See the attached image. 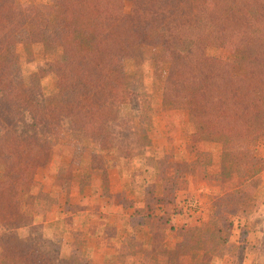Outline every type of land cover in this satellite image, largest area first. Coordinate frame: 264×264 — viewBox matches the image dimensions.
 Masks as SVG:
<instances>
[{"label":"trees","instance_id":"obj_1","mask_svg":"<svg viewBox=\"0 0 264 264\" xmlns=\"http://www.w3.org/2000/svg\"><path fill=\"white\" fill-rule=\"evenodd\" d=\"M126 2L125 9L120 0H51L29 12L15 10V0H0V264H58L50 250L32 240L26 249L15 244L17 229L31 223L21 205L33 185L28 173L46 163L48 135L65 122L92 126V134L102 135L104 143L113 132L124 145L137 136L121 107L143 105L137 91L141 73L135 68L127 74L116 60L131 59L141 45L154 44L172 54L162 95L172 108L186 112L193 142H217L229 152L222 163L226 175L244 182L264 165V151H259L264 137V0ZM236 31L232 56L218 57L214 51ZM179 39L188 41L183 52L177 50ZM17 44L29 62L54 57L25 71L15 59ZM46 73L54 77L47 96L42 86ZM226 198L246 211L240 187ZM195 232L202 230L182 224L173 249L157 248L166 261L152 264H178L180 255L190 253ZM208 258L205 253L189 264H208Z\"/></svg>","mask_w":264,"mask_h":264},{"label":"rangeland","instance_id":"obj_2","mask_svg":"<svg viewBox=\"0 0 264 264\" xmlns=\"http://www.w3.org/2000/svg\"><path fill=\"white\" fill-rule=\"evenodd\" d=\"M120 1L126 9V0ZM50 2L51 0H15L13 7L15 10L31 12L37 3ZM237 39L238 31L214 53L222 59L230 58ZM176 42L178 52H183L188 45L187 40L179 39ZM34 51L38 57L37 49ZM171 56V53L162 52L158 46L152 44L137 47L131 59L116 60L117 66L127 74H132L135 68L139 70L141 77H137L140 79L137 82V91L142 93L141 98L144 99L141 108L132 106L133 103L121 107V114L129 116L133 131L137 134L125 145L120 143L121 138L117 132H113L106 143L102 142V135L94 136L90 125L80 128L76 124L68 125L65 122L58 131L48 135V159L35 172L28 173L33 179V185L21 197L22 209L31 223L17 229L15 244L18 249H26L32 240L41 250H50L59 259L58 264H127L124 263L127 262L125 257L119 258L116 255L114 260L108 257L102 260L101 254L96 257L90 254V245L96 243L99 246L103 240L94 241L90 238L89 226L92 218L106 216L107 221L101 222L105 225L100 228L110 236L114 226L115 229L118 226L121 229L128 224H141L138 220L144 217L147 219L143 221L149 222V217L156 210L157 214L154 216L157 221L153 225L155 235L152 233V242L147 241L143 246L139 236L134 234L127 238L125 250L134 256L132 264L165 262L166 257L158 254L157 248L170 243L169 236L163 241L162 230L168 227L166 224H170L166 215L171 211L163 203L171 201L177 193L184 207L177 211L183 214L182 221L183 218L186 220L182 224L194 225L202 230L201 233H194L191 253L180 255L178 264L200 261L203 253L210 256L208 264H241L240 256L248 258L246 252L249 253L253 239L250 238L247 242L246 235L253 228L251 225H256V220L251 221L249 227L244 221L249 220L253 214L264 211V165L255 176L240 182L235 175H226L227 171L222 170V163L228 161L229 152L223 150L220 143L191 140L193 124L186 112L172 108L162 95V83ZM53 57L54 55H50L44 60L38 57L36 61L29 62L23 46L17 44L15 48V59L22 64L25 71L35 69L37 65H42L45 60L49 61ZM53 85L54 77L46 73L42 79L46 96L53 92ZM115 129L118 127L115 126ZM261 142L263 145L259 151H264V137ZM212 170H216L215 174ZM122 173L126 174L125 178ZM216 174L217 177L214 176ZM148 178L156 183L160 182L159 189L155 188V184L151 189H147L148 186L143 187L148 202L151 201L150 195L152 197L155 194L153 190L159 192L163 187L164 196L152 200L157 202L156 208L148 206V202L143 207L139 204L142 184ZM232 178L235 180L228 186L233 189L240 187L248 201L243 213L239 211L238 203L226 198L228 191L226 193L218 190L215 182H211L230 181ZM192 179L199 183L205 181L214 196L209 199L212 208L208 222L203 223L199 219L197 198H193L190 193ZM120 181L135 183L140 188L132 191L130 195L126 194L129 197L123 196L121 192L114 196V192L109 190L110 184ZM116 199L120 206L114 203ZM253 202L254 206L250 207ZM219 203L223 206L220 207ZM118 219L122 221L117 223ZM145 223L142 222L141 225H146ZM216 228L220 229L217 233ZM107 243H111V240ZM261 244L264 246V237ZM261 259L264 261V254Z\"/></svg>","mask_w":264,"mask_h":264},{"label":"crops","instance_id":"obj_3","mask_svg":"<svg viewBox=\"0 0 264 264\" xmlns=\"http://www.w3.org/2000/svg\"><path fill=\"white\" fill-rule=\"evenodd\" d=\"M218 171V170H217ZM209 172V171H208ZM212 173H215L216 170H212ZM122 176H124V178L126 177L125 173H122ZM137 177V175H136ZM235 179L232 178L230 181H220V180H211V182H215V185L217 186L218 190H222V192H229V190H232L233 187H229L228 184L231 185V182H233ZM136 182V181H135ZM140 182V181H139ZM159 183H156L155 181H153V179H147L143 184H142V189L140 191V196L138 197V200L140 201V206L143 207L145 203H147V197L144 194L143 191V187L148 186L147 189H151V186L153 184H155V188L159 189ZM162 184H164L162 182ZM140 185L137 186L135 183L131 184V183H126L125 181H120V182H116V183H111L110 184V192H114V196L115 194H117L118 192H121L123 196H127L129 197L130 193L133 191L135 192L136 189H139ZM235 188V187H234ZM155 191V192H154ZM153 192L155 193L154 195H150V202H148V206L150 207H154L156 208V206L158 205L157 202L154 203L152 202V200H154V198L156 197L157 199L159 197H163L164 196V191H163V187H161V190L159 192H157L156 190H153ZM190 193L191 196H194L193 198H197L196 201L199 204V211L197 212L199 215V219H201L200 221H202L203 223L208 222V218H209V214L211 212V200H209L211 197L214 198L212 192L209 189L208 184L205 181H202V183H199L197 180L192 179V185L190 186ZM129 194V195H126ZM151 194V193H150ZM149 195V194H148ZM153 198V199H151ZM206 198V201H205ZM171 201H165L163 204H165L167 206V208L171 211L170 213H168L166 216V219H168L170 224H166L168 227L164 228L163 231V237L165 241L167 239V237H170V243L168 245H165L163 247H166L167 249H173L176 245V229L182 224V222H186L185 218H183L182 221V216L183 214L177 213V211L179 212L181 208L183 207V203L181 201L180 196H178V194L176 193L175 196H173V198H171ZM156 200V199H155ZM163 201V200H161ZM118 200H115V204H117ZM143 202V203H142ZM221 206L220 203L218 204ZM117 206H120L119 204H117ZM197 207V205H196ZM262 207L258 210L261 211ZM157 211L155 210L154 213H156ZM183 212V209L182 211ZM264 211L262 210L261 213H255L252 216L249 217V220L244 221L247 224V227L250 226V223L254 222L256 220V225H251L253 226V228H251V231H249L246 235V239L247 242L250 240V238L253 239V241L250 243V247L249 250L246 254H248V258L244 257V256H240L239 259L241 260L240 263L241 264H259L260 262H262L261 264H264V261H261V257H263L264 254V246L261 244L263 242V237H264ZM154 214V215H155ZM150 216L149 217V222L148 221H143L147 218H143V219H139L138 222H146V225H141V224H137L135 223L134 225H130L128 224L127 226H124L120 229V226L116 227V229H120V231H116L115 226L113 228V231L111 233V235H108V232H106L104 229L100 228L101 226H104L105 223H101V222H106L107 221V217L103 216L102 218L99 219H93L92 223L89 226V235L90 238L93 239L94 241H96L97 239H102V244H100L99 246H96V243H93V246L90 245V254H92V256L96 257L98 256V254H101L102 260H104L105 258L108 257V259H112L114 260L115 256H119V258H123L125 257V261L124 263L127 264H132V259H134V256H131V253H127V251L125 250L126 248V240L127 238L131 237L132 235L134 236V234L138 235L140 238V241H142V245L145 246L147 241L152 242V239H154V223L157 221L155 216ZM95 221H98L97 223ZM119 221L122 220H116V222L118 223ZM252 221V222H251ZM242 222V221H241ZM249 224V226H248ZM249 229V228H248ZM170 232V234H169ZM153 233V234H152ZM162 237V238H163ZM260 239V240H259ZM108 240H111V243H107ZM104 242V244H103ZM162 242V241H161ZM155 244L158 245V242H156ZM124 249V250H122ZM191 253V251H190ZM205 254V253H203ZM242 254V253H240ZM130 255V256H129ZM100 256V255H99ZM210 257V256H209ZM111 260V261H112ZM130 260V263L128 262ZM109 261V260H108ZM118 264H123L122 262H118Z\"/></svg>","mask_w":264,"mask_h":264}]
</instances>
